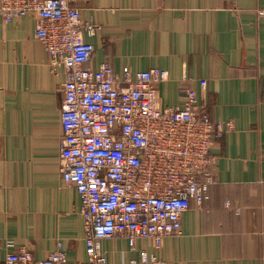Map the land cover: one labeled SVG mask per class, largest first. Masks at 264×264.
<instances>
[{
    "label": "crops",
    "instance_id": "obj_1",
    "mask_svg": "<svg viewBox=\"0 0 264 264\" xmlns=\"http://www.w3.org/2000/svg\"><path fill=\"white\" fill-rule=\"evenodd\" d=\"M95 23L89 66L115 75L159 68V107L196 91L213 121L234 127L215 142L214 181L181 215V233L101 240L107 264L141 253L168 264H264V0H76ZM32 15L0 14V263L20 247L46 258L60 242L64 264H86L80 199L61 171L64 73L52 72ZM200 80L206 84L201 86Z\"/></svg>",
    "mask_w": 264,
    "mask_h": 264
},
{
    "label": "built area",
    "instance_id": "obj_2",
    "mask_svg": "<svg viewBox=\"0 0 264 264\" xmlns=\"http://www.w3.org/2000/svg\"><path fill=\"white\" fill-rule=\"evenodd\" d=\"M75 1L0 0V14L5 22L35 17L52 72L64 73L62 178L79 195L86 264H107L101 240L150 239L157 249L181 233L182 213L200 205L214 181L211 148L234 124L213 121L192 88L182 89V106L159 107L154 87L166 78L164 69L119 78L109 60L89 66L94 49L82 33L92 35L96 25L82 19ZM65 257L58 242L44 259L20 247L0 264H64ZM126 264L168 263L143 252Z\"/></svg>",
    "mask_w": 264,
    "mask_h": 264
}]
</instances>
